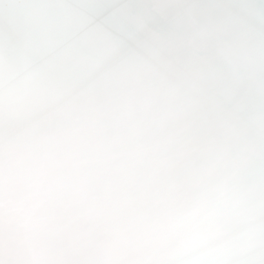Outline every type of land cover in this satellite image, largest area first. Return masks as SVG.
Instances as JSON below:
<instances>
[{"label":"snow or ice","instance_id":"1","mask_svg":"<svg viewBox=\"0 0 264 264\" xmlns=\"http://www.w3.org/2000/svg\"><path fill=\"white\" fill-rule=\"evenodd\" d=\"M70 141L128 264H264V0H0V202Z\"/></svg>","mask_w":264,"mask_h":264},{"label":"clouds","instance_id":"2","mask_svg":"<svg viewBox=\"0 0 264 264\" xmlns=\"http://www.w3.org/2000/svg\"><path fill=\"white\" fill-rule=\"evenodd\" d=\"M67 140L39 144L35 153ZM73 147L52 170L21 180L10 201L0 202V264H128L133 237L101 162L76 163Z\"/></svg>","mask_w":264,"mask_h":264},{"label":"bare ground","instance_id":"3","mask_svg":"<svg viewBox=\"0 0 264 264\" xmlns=\"http://www.w3.org/2000/svg\"><path fill=\"white\" fill-rule=\"evenodd\" d=\"M73 147V145H58L42 153H34L30 164L34 167H38L41 161H46L41 170H52L67 153L73 150ZM126 250L129 252L136 251V242L133 237L129 240Z\"/></svg>","mask_w":264,"mask_h":264}]
</instances>
